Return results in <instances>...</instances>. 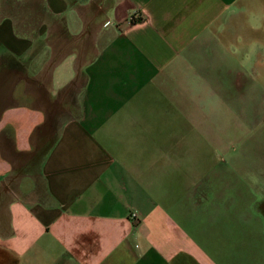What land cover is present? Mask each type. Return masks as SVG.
Returning a JSON list of instances; mask_svg holds the SVG:
<instances>
[{"label":"crops","instance_id":"0c3cea01","mask_svg":"<svg viewBox=\"0 0 264 264\" xmlns=\"http://www.w3.org/2000/svg\"><path fill=\"white\" fill-rule=\"evenodd\" d=\"M0 264H264V0H0Z\"/></svg>","mask_w":264,"mask_h":264},{"label":"built area","instance_id":"2783aa9c","mask_svg":"<svg viewBox=\"0 0 264 264\" xmlns=\"http://www.w3.org/2000/svg\"><path fill=\"white\" fill-rule=\"evenodd\" d=\"M134 17H137V15H134ZM129 216H130V218H131L132 220L137 221V214H136V212H131V213L129 214Z\"/></svg>","mask_w":264,"mask_h":264}]
</instances>
